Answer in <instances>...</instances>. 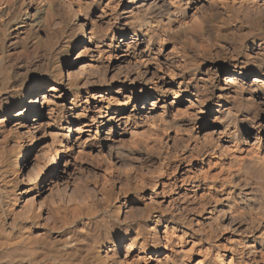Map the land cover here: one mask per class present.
Instances as JSON below:
<instances>
[{
    "label": "bare ground",
    "instance_id": "obj_1",
    "mask_svg": "<svg viewBox=\"0 0 264 264\" xmlns=\"http://www.w3.org/2000/svg\"><path fill=\"white\" fill-rule=\"evenodd\" d=\"M240 1L91 0L89 4V0L57 3L55 0H0V114L6 118L19 104L25 107L12 117L13 127L8 133L19 135L22 132L20 135L30 141L22 146V154L17 153L14 157L13 164L19 173L38 146L41 138L36 141L35 136L45 125L44 135H48L52 143L50 147L53 146L48 170L55 172L56 185L65 179L58 167L63 159L62 153L82 146L85 143L83 138L86 135L91 137L95 126L97 130L92 137L100 140L106 154L118 163L127 164L129 156H133L135 149L129 148L123 138L129 133L133 139L138 130H142L140 135L144 137L140 144L149 146L157 156L161 152L158 150L164 148L169 155H179L182 160L197 163L199 167L206 164L210 156L218 157L212 169L201 167L191 175L179 177L180 187L175 180L168 182L176 169L169 165L168 157L160 159L156 167L152 165L154 168L150 172L145 173L148 170L145 168L147 170L143 173L147 177L143 173L139 179L132 176L137 182L127 184L125 194L132 195L144 188L145 183L148 187L162 184L161 193L166 201L150 199L144 208L139 207L144 209H140L143 212L130 206L133 211L128 210L122 221L116 210L101 209L100 206L93 211L82 207L78 200L60 207L58 197H52L55 201L48 200L54 202H49L50 208L46 202L48 219L41 221L36 213L38 210L34 212L30 208L27 212V209L15 212L14 191L4 185L0 190V264L262 263L264 35L237 31L238 20L235 19L239 14L236 13L244 9L240 10ZM27 3L33 5V15H29L31 11ZM250 3L255 5L253 0ZM60 8L65 10L63 17L58 14ZM248 9V15L245 11L240 13L245 12L242 15H247L245 19L252 18L249 15L253 10L249 12ZM52 22L54 29L50 27L48 42L33 38ZM248 24L246 26H250ZM250 45L256 47L254 51L257 52H253ZM18 47L21 51L8 54L11 48L16 50ZM159 54L162 61L157 58ZM104 59L113 60L110 72L118 71L115 63H120L119 67L136 65V72L133 74L129 67L131 74L124 77L129 81L135 75V79L144 78L143 75L151 77L142 85H133L131 95L123 94L116 102L109 96L110 99L103 101L102 105L96 104V110H89L83 106L89 101L84 98L82 102L81 92L107 96L108 93H104L109 92L110 86H96L91 78L80 85L82 73L77 68L72 72L74 78H69L66 83L64 69L84 63V68L89 70H86L88 76H95L92 73ZM28 98L31 99L26 101ZM53 99L61 102L62 111L59 112L64 114L57 112L60 107L51 106L55 104L51 103ZM117 104L121 106L115 110L113 107ZM29 112L34 118L26 121ZM4 118H0V133L6 126ZM211 120L212 128L203 134ZM121 127V134L117 137L113 128ZM156 153L152 155L156 156ZM125 170L121 174L130 173L128 168ZM46 173L47 170L37 186L44 183ZM2 178L0 176L1 181ZM237 183L258 190L257 197L255 189L251 190L254 194L244 193L241 202H247L249 207L239 217L233 214L234 203L230 204ZM181 187L187 191L178 192ZM204 212H215L213 222L216 225L217 222L230 221L227 225L221 223L227 228L233 223L232 228H237V219H243L245 224L236 230L240 231L241 238L229 248L214 244L213 234L207 228L195 227L202 222L198 219Z\"/></svg>",
    "mask_w": 264,
    "mask_h": 264
},
{
    "label": "rangeland",
    "instance_id": "obj_2",
    "mask_svg": "<svg viewBox=\"0 0 264 264\" xmlns=\"http://www.w3.org/2000/svg\"><path fill=\"white\" fill-rule=\"evenodd\" d=\"M55 1L57 3L58 1H61L62 2V1H65V0H55ZM90 1L91 0H89V2H88L89 4L91 3ZM243 1L244 2H248L249 0L248 1L247 0L240 1V3L242 2L241 3L242 7L241 6L239 7L240 10H241V8H244V9L241 10L240 12L236 13V15L239 14V15H237L238 18H236L235 15L233 16V18H236L235 19L236 21L238 20L237 21L238 22L237 23L238 24L237 27H239V28L237 29V31L245 30V31H247V33L251 32L253 35H256V36H258V35H264V20H263L264 19V11H263L264 9L262 10V8H264V1H262V0H253V2L255 1V5H254V3H253V5H251L252 3H250V2H252V0H250V2L248 4L247 3H244ZM44 5L45 4H42V6H44ZM28 8L31 11V13L29 15H31V14L33 15V9H34L33 8V5L32 4H28ZM247 9H248V11L249 10H253V11L255 10V12L257 11V13H255L253 11H251V12L249 11L250 12L249 17L252 16V18L251 17H250L251 19L250 18L249 19L246 18L247 19L246 20L244 16H247L249 14L248 12H246ZM58 10H59L58 11V14L61 15V17H63L65 15L64 14L65 13L64 8H63L64 12H63L62 8H60ZM261 10L263 11V13H262ZM243 11H245L247 13V15L242 16L243 14H245V12L243 14H240ZM259 11H261V12H259ZM252 12L254 13L253 15H252ZM256 14H261V16L260 15L257 16ZM239 19H240V22H239ZM259 19H262V20L259 21ZM244 20H245V22L247 24L249 22L248 25L251 26V24H252V29L249 30V27L250 26H246L247 24H244L245 23ZM250 20L252 21V23H251ZM53 23L54 22H52V24L50 23L49 26H48V28L46 30H44V31L43 30H40L39 33L37 32V34L33 35V38L38 37L39 39L41 38V40H43V41L46 40L45 43L48 42V40H49L48 37L49 36L47 37V35L54 29L53 28L54 27V24ZM240 23H242V25ZM260 26H262V29H261ZM50 27H52L51 28L52 30L50 29ZM55 27L57 28L58 26L56 25ZM259 28H260V30H259ZM258 31H259V33H258ZM253 47H254L253 45H250V49L253 52H257V51H254L256 49V47H254V48ZM19 50L21 51L20 47H18L16 50H14V48H11L8 51V54L9 53L11 55H12V53L15 54V52L16 51H19ZM163 54H164V52L162 51L161 52V55H163ZM161 55L159 54V56H157V58L160 61H162ZM109 60L110 59H104V60H102L101 66H98V68H95V69H97V71L94 70V72L92 73V75H95V76H90V77L88 76L89 70H87L86 67L84 68V65H85L84 63H78V65H76L75 67H70V68L67 67V68L64 69V72L66 73V76H65V82L66 83L69 82V78H74L73 77L74 75H72L73 74L72 72L74 71V69L77 68V70L79 72L81 71V73H82V80L84 79L83 82H82V80H80V82H79V84L81 83L80 85H83L85 83V80L87 81V80H89L91 78L92 81L95 80L94 83H95L96 86H107V85L110 86L109 92H105L104 93L105 95H107V93H108L107 96H102L103 93L85 94V93L81 92V87L78 89L81 92V95H82L81 96L82 102H84V98H85V101L86 100L89 101L88 102L89 104L86 103V102L83 103V106L84 107H88L89 110H91V109L92 110L93 109L96 110V104L102 105V102L103 101H104L103 103H105L106 100L108 101L110 98L113 99V100L115 99V102H116V99L119 98V97H121L123 94L131 95V93L133 91L132 90V86L133 85L134 86L142 85V84L146 83V82H144V80L147 81L151 77V75L150 76H147L148 78L146 77V75L145 76L143 75L144 78L141 77L139 79L138 78L135 79V77H136V75H135L134 78H132L133 81L131 79L130 81H132V82H130L129 80H127V77L129 76V74H131L132 70H133V74L136 72L135 71V67H136V70H137V66L134 65V64L133 65L132 64H129V65L128 64H125V65L123 64V65H121V67L123 68V70H122V72H120L121 69H122L121 67H119L120 66V63H115L114 65L118 68V71L117 70L116 71H113L116 74V75H114V73L113 72H110V70H109V67L113 64V60H110V61ZM103 62H105V63H103ZM80 65L81 66L83 65L82 66L83 67L82 69L83 70L85 69L84 72H83L82 69H80L81 68ZM102 65H103V67L105 66L106 68L105 67H104L105 69L102 68ZM128 69H130L131 72ZM95 71L97 72V74H96ZM116 72L117 73H120V74L118 75ZM70 73H71V75H70ZM121 73H124V74L126 73V74L125 75L124 74L121 75ZM68 74H69V77H68ZM84 74H86V75H84ZM117 75H118V77H117ZM125 76H127V77L124 78ZM112 77L116 78V80L114 78L112 79ZM123 78H124V80H123ZM96 82H97V84H96ZM139 89H140V87H139ZM90 95H92V97H90ZM37 96L38 95H36L35 97H32V98H36ZM109 96H110V98H109ZM87 97H88V99H87ZM102 97H103V99H102ZM30 99L31 98H28V99H26V101H29ZM51 103H55V104H52L51 105L52 107H55L57 109H58V107H60L57 110V112L60 113V115L61 114H64L63 112H59V111H62L61 110V107H62L61 106V102L57 101L56 99H53V101H51ZM58 105H60V106H58ZM68 105L69 104L67 103V106ZM120 106L121 105H118L117 104L113 108L115 110H117V109H119ZM18 107L16 109H14L13 111H11L7 115V117H6L7 119L4 118V115L0 114V118H4L7 121L6 122V126L1 130L2 132L0 133V135L4 134V135L0 136V139L2 138L1 139L2 141L0 140V156H1L0 158L3 160V161L0 160V168H2V169H0V176H3L2 181L0 180V190L5 185V187L6 188H9V190L11 192L14 191L13 193H14V198L16 200V205H15V207L13 209L15 210V212H18V213L19 212H22V211H20L22 209H23V211H24V209H27V210H25L27 212V211H30V208H31V211H34V212H36L38 210L36 213H37V215H39L41 221H43V220L46 221L48 219V214H47L48 213V209H47V207L49 205L48 208H50L52 205H50L49 202H53V201H48V200H54L55 201L56 197H58L57 198L58 199V202H60V203H58V205L60 204V207H64V206L67 207L68 206L67 205L68 203L72 204L73 202L75 203L78 200L79 203H80V205H82V207L88 208V209L93 210V211H94V209L97 210V208H101V207H103L101 209H109L110 208L111 210H116L118 212L119 216H120L121 221H122V220H124V218H126L125 216H126V213L128 212V210L130 212H132L136 208V210L139 209V211H141L140 209H143L145 207V202L146 203H148V202L150 203L152 200H154L155 202H159V201L160 202L161 201L163 202V201H166L164 199L162 193H161L163 191L162 184L161 185L160 184L159 185H155V186L153 184H151L148 187L147 183H145L144 184L145 187H146V188L144 187L145 189L144 188L139 189L137 192L133 193L132 195H128V194H125L124 193L127 184H129L131 182L132 183H136L137 182L136 179L137 178L138 179L139 178H142V176L144 174L143 172H145L147 169L148 170L145 173L150 172L154 167H156V163L158 161H161L163 158H167V157L170 158V160L168 161L169 165L170 166L172 165V167H175L176 169L174 170V173L172 174V177H171L170 180H168V182H171V181L175 180V182L177 183V187H180L182 184H181V181H179V177H181L180 179H182L183 176H187L189 174L191 175L194 172L199 171L201 169V167H202V169H206V168L207 169H212V167L214 166V163H216L217 160H218V157L217 156H210V158H208L206 160V164L200 165V167H199V166H197V163L189 162V161L187 162V160H185V161L182 160V158H180L179 155H177V157L174 156L175 154L173 155V153H172V155H169L165 151L164 148H163L164 152H163V150H158V151H161V152L158 153L159 156H157V153L156 152L151 151L148 148L149 146H147V145H141L140 144V139L143 136L140 135L142 133V130H138L139 133H137V134L139 136L138 135H135L133 137L134 140L131 138L132 135L130 136L129 133H126L125 136H124V138H123L125 144L127 143L126 145L129 148L135 149L133 156H131V155L129 156L130 158H128L127 164H125V163H123V164L122 163H118V162H116L113 159L112 156L106 154V152L103 149L102 145H100L101 144V142H99L100 140L93 138L94 137L93 135H94V133L97 130V128H96L97 126H95L92 129V131H93L92 136L93 137L92 136L90 137V136L86 135L83 138V142H85L84 144H82L83 147L82 146H80V147L75 146L73 148V150H71L69 152L62 153L63 159L61 161H59V166L58 167H60L61 172L63 171L64 174H62V175L65 176V179H62V181H60L59 183L57 182L58 184L56 185V181H58V179H55V172L48 170L49 169V166L51 164V163H49V161H50L49 158H51L53 146L50 147L52 143L50 142L51 140L48 137V135L47 136H45L46 134L44 135V131L43 130L47 128L46 125L44 126L45 128H43L35 136L36 141H38L39 138H41V139H40V141L38 143V146L34 150L33 154L29 158L28 162L25 163V165L28 164V167H25V165L22 166V172H23V174H22V172L19 173V171H17V169L15 168V164H13L14 157L17 156V153H19L18 155L22 154V152H23L22 146L25 145L26 143L30 142L29 139L26 138V136H24V135L21 136L20 135L22 132L19 135L16 132H13V133H10V134L8 133V132H10V130L13 127V122L14 121H13L12 117L16 114V112L25 109V107H23L20 104L18 105ZM128 110H130V109H128ZM33 118H34V116L31 114V112H29L26 121H31ZM210 122H211V124H210L209 128L206 129L203 132V134L204 133L206 134V132L210 131V129L212 128L213 122H212V120ZM44 123L46 124L47 121L45 120ZM113 129H114L113 130L114 131V134L117 135V137L120 136V134H121L120 132L122 130V127L121 128H113ZM13 134H16V136L13 135ZM42 134H43V136H42ZM3 139H5V140L3 141ZM130 139H132L134 141V143ZM247 139H248V137H247ZM22 140H23V142H22ZM128 140H130V141H128ZM247 142H249V141H247ZM136 146H138V147H136ZM145 146L147 147V149H146ZM142 147H143V149H142ZM148 151L149 152L151 151L150 152L151 154ZM155 153H156V156H154ZM161 153H162V155H161ZM152 154H154V155H152ZM165 154L167 155L166 157H165ZM108 156H110V157H108ZM175 157H176V160L173 159ZM133 163H135V164H133ZM178 163H180V164L177 166L176 164H178ZM128 164H130V166H132V167L130 168V166ZM148 164H150V165H148ZM125 165H128L126 167L128 168V170H130V173L129 172H127V173L125 172L126 174L125 173L121 174L122 172H124L125 169H126L125 171H127V168H125ZM152 165H154V167ZM194 165H195V167H194ZM210 165H212V166L210 167ZM208 166L210 168H208ZM145 168H147V169H145ZM9 169H11V170H9ZM131 169L133 171H131ZM139 169H140V171H139ZM5 170H6V173H5ZM14 170H16V173L17 174L15 173ZM45 170H47L48 173H46V175H45L46 177L44 178L45 179L44 180V183L43 184H40V186H37L36 184L38 183V180L40 179V177L42 176V174L44 173ZM9 171H11V172H9ZM11 173H12V175H11ZM134 173H136V175ZM124 174L126 176H124ZM101 175H104V176H101ZM145 175L146 174H144V176ZM67 176H69V177H67ZM132 176L133 177H136V179L134 180V178ZM6 177L8 179L9 178L10 179L8 180ZM145 177H147V176H145ZM176 179H177V181H176ZM104 180L105 181L107 180L108 182H105ZM133 180H134V182H133ZM127 181H130V182H127ZM235 182H238V181L236 180ZM7 183H8V185H7ZM105 183H106L107 186L105 185ZM239 183H237V184H239ZM237 184H236V188L234 190L235 191L234 196H233V199L234 200H232L230 204L232 205L234 203L232 205V208H234L233 209V211H234L233 214L234 215L236 214V217H239L238 215L243 214L245 211H247V208L249 207V206H247V204H248L247 202H244V203L241 202L242 201V198H243V195L245 196L244 193H246V194H248V192L249 193H252L256 187H253L251 189L252 186L243 185V183L239 184L241 186H239ZM100 185H102V189H104V188L105 189L104 190L100 189L101 188ZM152 185L154 186V188H153ZM242 185H243V188H242ZM7 186H9V187H7ZM74 187H77V188H74ZM244 187H247V188H244ZM240 189H242L241 190L242 192L240 191ZM251 190H253V191L251 192ZM256 190L257 189H255V191ZM102 191L104 193H100ZM105 191H106V193H105ZM180 191H182L184 193L185 191H187V189L186 188L183 189L181 187L178 192H180ZM256 192H254V193H255V196L257 197L258 190ZM254 193H252V194H254ZM103 194H104V196H103ZM107 194H108V196H107ZM0 196H1V194H0ZM52 197H55V199L54 198L52 199ZM103 197H105V198H103ZM105 199L107 200V202H106ZM150 199H151V201H150ZM70 200H71V202H69ZM127 200H128V202H127ZM80 201L83 202V204ZM100 201H102L101 204H103V205L105 203L106 204L104 206L101 205V204L99 205ZM46 202L48 203V205H47ZM84 202H86V203H84ZM109 202H110V204H109ZM243 204H245V206H243ZM83 205H85V206H83ZM30 206H32V207H30ZM56 206H57V204H56ZM130 206H133L134 209L131 210L133 207L131 208ZM225 206H226V204H225ZM239 206L240 207L242 206V207L240 208ZM38 207H40V208H38ZM114 207L117 208V209H115ZM139 207H143V208H139ZM235 207H237V208H235ZM53 208H54V206H53ZM128 208H130V209H128ZM242 208H243V210H242ZM245 208H246V210H245ZM221 209H223V208H221ZM143 210L141 212H143ZM233 214L231 213L230 217ZM214 216H215V212L213 214H209V212L208 213L204 212L202 215H199L200 218L198 219L199 222L202 221L201 222L202 224L201 223L198 224L199 226H196V224H195V227L197 229H198V227H201V226H203V227H201L203 229H206L207 228V231H209L211 234H213L212 235V237H213L212 238V241L214 240L213 241L214 244L216 243L219 246H223V247L226 246V247L229 248L232 243H234L236 240H238L239 238H241L240 237L241 236V233H239L240 231H236V230H237V228L239 226L244 225L245 224V221H243L242 218H240L242 220L237 219L238 220L237 221L238 222L237 223L238 226H236L237 228H232V226L234 225V223L231 224V227L229 226V228H227L226 226L225 227H222V225H227V223H229L230 221H227V222H217V225H216L215 221L213 222V217ZM186 219H187V217H186ZM190 220L191 219H189L188 221H190ZM221 223H222V225H221ZM216 227H217V229H216ZM220 227H221V230H220ZM261 261H262L261 264H264V259H262ZM249 262H246V263L247 264H253V262H251V261H249Z\"/></svg>",
    "mask_w": 264,
    "mask_h": 264
}]
</instances>
